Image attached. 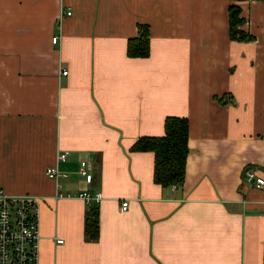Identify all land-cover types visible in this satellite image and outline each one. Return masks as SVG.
<instances>
[{"label": "crops", "instance_id": "1", "mask_svg": "<svg viewBox=\"0 0 264 264\" xmlns=\"http://www.w3.org/2000/svg\"><path fill=\"white\" fill-rule=\"evenodd\" d=\"M231 6L253 41L231 40ZM142 26L150 57L130 58ZM241 57L261 65L243 121ZM170 117L189 120L190 153L184 185L163 188L154 154L131 148ZM48 168L69 175L62 190ZM247 169L264 178V0H0V188L38 198L40 264H264ZM83 192L103 195L97 242Z\"/></svg>", "mask_w": 264, "mask_h": 264}, {"label": "built area", "instance_id": "2", "mask_svg": "<svg viewBox=\"0 0 264 264\" xmlns=\"http://www.w3.org/2000/svg\"><path fill=\"white\" fill-rule=\"evenodd\" d=\"M67 16H72V12H68ZM59 39V37L53 38L52 43L58 44ZM61 75L67 76L68 72L62 70ZM69 156V152L60 154L58 162H67ZM92 169L91 161L81 162L78 174L87 184L93 182ZM46 175L48 178L56 180L59 190L64 187L60 180L69 177L66 172L57 168H48ZM244 181L250 188L264 189V178L259 175L257 169H247ZM75 197L83 200L89 206L97 205L103 200L101 193L93 196L88 192H83ZM128 208L129 202L124 201L121 204V212H126ZM58 244H63V241L58 240ZM40 247L38 198L31 195H10L0 188V264H40Z\"/></svg>", "mask_w": 264, "mask_h": 264}, {"label": "trees", "instance_id": "3", "mask_svg": "<svg viewBox=\"0 0 264 264\" xmlns=\"http://www.w3.org/2000/svg\"><path fill=\"white\" fill-rule=\"evenodd\" d=\"M240 15L241 10L231 6L229 12L230 38L232 41L239 42L253 41L252 36L239 29L244 22ZM139 31L137 38L129 40L128 55L134 59H145L151 54L150 30L149 27L142 26ZM164 128V137L141 138L134 144L131 151L154 154V181L156 184L163 188L173 185L183 186L186 178L187 159L190 153V123L186 118L170 117L166 119ZM89 208L85 236L87 241L97 242L100 229L99 210L97 205H92Z\"/></svg>", "mask_w": 264, "mask_h": 264}, {"label": "rangeland", "instance_id": "4", "mask_svg": "<svg viewBox=\"0 0 264 264\" xmlns=\"http://www.w3.org/2000/svg\"><path fill=\"white\" fill-rule=\"evenodd\" d=\"M260 67V62L255 60H245L243 57L238 60L237 68L239 69V75L236 80L240 86L238 89L232 88V90L236 93L237 100H239L242 105L247 104V107L240 111L241 113L239 116H242L240 121L245 120L246 116L253 119L257 113L254 108V102H256V86L254 80H256V71L259 70ZM252 74L253 78H251ZM232 79L234 80L233 77ZM244 100H246V102Z\"/></svg>", "mask_w": 264, "mask_h": 264}]
</instances>
